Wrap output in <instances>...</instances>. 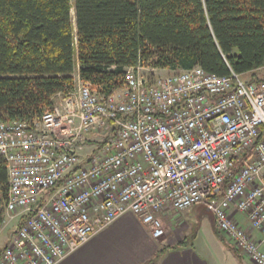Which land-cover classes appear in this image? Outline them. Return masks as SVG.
I'll list each match as a JSON object with an SVG mask.
<instances>
[{"label":"built area","instance_id":"1","mask_svg":"<svg viewBox=\"0 0 264 264\" xmlns=\"http://www.w3.org/2000/svg\"><path fill=\"white\" fill-rule=\"evenodd\" d=\"M155 71L126 68L123 87L109 95L78 76L32 122L0 124L4 223L19 221L0 246V264H57L127 213L159 240L166 236L159 213L198 203L208 204L240 252L264 264V252L230 214L234 208L264 236V79L201 67ZM258 72L263 77L264 66Z\"/></svg>","mask_w":264,"mask_h":264},{"label":"trees","instance_id":"2","mask_svg":"<svg viewBox=\"0 0 264 264\" xmlns=\"http://www.w3.org/2000/svg\"><path fill=\"white\" fill-rule=\"evenodd\" d=\"M139 65L264 79V0H0V124L30 123L52 109L76 72L109 95ZM8 192L0 158V224Z\"/></svg>","mask_w":264,"mask_h":264},{"label":"crops","instance_id":"3","mask_svg":"<svg viewBox=\"0 0 264 264\" xmlns=\"http://www.w3.org/2000/svg\"><path fill=\"white\" fill-rule=\"evenodd\" d=\"M225 189L216 199L223 197ZM198 204H204V209L207 207L203 217L207 216L208 224L205 219L201 220L202 217H190L194 215L196 205L182 212L166 208L158 214L166 227V236L156 240L137 216L127 213L57 264H146L164 248L156 264H254L221 233L208 204ZM230 212L235 222L247 229L264 252V236L251 227L244 215L234 208ZM18 225L19 221L0 224V246L9 244L15 231L13 228Z\"/></svg>","mask_w":264,"mask_h":264},{"label":"rangeland","instance_id":"4","mask_svg":"<svg viewBox=\"0 0 264 264\" xmlns=\"http://www.w3.org/2000/svg\"><path fill=\"white\" fill-rule=\"evenodd\" d=\"M149 72H151L150 70H146V75H148V73ZM155 73V75L156 76H166V75H170V74H173V72H169V71H166V70H163V71H155L154 72ZM74 78L75 79H78V75H77V72L74 74ZM90 137V136H89ZM92 152V149L91 148H89V147H87V150H86V152H85V154H84V156L86 157V156H89L90 155V153ZM196 210L193 212L194 213V215H190V217H192V216H195V219H199L200 217H202V219L201 220H204V222H206L207 224L209 223V220H208V218H207V216H205V217H203V215H204V212H206L207 210V207L205 206V209L204 208H202V207H204V204H196ZM192 213V214H193ZM4 217H5V220H8V215H7V213H6V211H5V214H4ZM14 222H16V221H14ZM10 224H12L13 225V223H10ZM204 226H205V224H204ZM12 227H14V226H12ZM16 228V226L13 228V229H15ZM205 231V227H204V229H203V232Z\"/></svg>","mask_w":264,"mask_h":264}]
</instances>
